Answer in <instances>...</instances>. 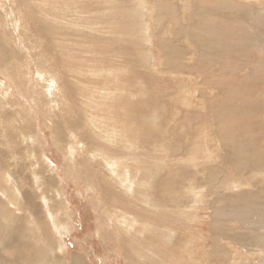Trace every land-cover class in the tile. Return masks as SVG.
I'll return each mask as SVG.
<instances>
[{"label": "rangeland", "instance_id": "374dc122", "mask_svg": "<svg viewBox=\"0 0 264 264\" xmlns=\"http://www.w3.org/2000/svg\"><path fill=\"white\" fill-rule=\"evenodd\" d=\"M0 264H264V0H0Z\"/></svg>", "mask_w": 264, "mask_h": 264}]
</instances>
